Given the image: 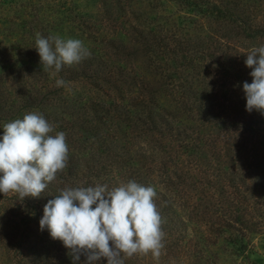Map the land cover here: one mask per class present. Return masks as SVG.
<instances>
[{"label":"rangeland","instance_id":"374dc122","mask_svg":"<svg viewBox=\"0 0 264 264\" xmlns=\"http://www.w3.org/2000/svg\"><path fill=\"white\" fill-rule=\"evenodd\" d=\"M36 33L90 51L58 74L70 91L42 70ZM261 45L264 0H0V136L38 110L69 148L40 199L0 193V264H73L40 230L44 205L130 180L156 189L165 237L125 264H264V116L242 87Z\"/></svg>","mask_w":264,"mask_h":264},{"label":"clouds","instance_id":"9594fccd","mask_svg":"<svg viewBox=\"0 0 264 264\" xmlns=\"http://www.w3.org/2000/svg\"><path fill=\"white\" fill-rule=\"evenodd\" d=\"M44 72L57 88L70 89L58 78L64 66L80 64L91 53L80 39L44 38L36 33L34 48ZM245 65L252 82L243 83L246 111L264 116V45L247 51ZM38 110L3 125L0 136V193L15 194L19 201L40 199L49 183L67 167L66 134L55 131ZM157 191L133 180L109 188L107 184L65 187L47 201L39 221L41 231L62 242L73 264H125L133 256L161 255L165 233L155 203Z\"/></svg>","mask_w":264,"mask_h":264}]
</instances>
